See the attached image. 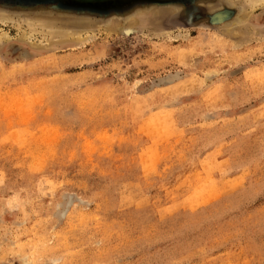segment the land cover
Masks as SVG:
<instances>
[{"label":"rangeland","instance_id":"374dc122","mask_svg":"<svg viewBox=\"0 0 264 264\" xmlns=\"http://www.w3.org/2000/svg\"><path fill=\"white\" fill-rule=\"evenodd\" d=\"M246 1L0 0L22 21L0 20V264H264V4ZM26 23L89 38L34 47Z\"/></svg>","mask_w":264,"mask_h":264},{"label":"bare ground","instance_id":"6f19581e","mask_svg":"<svg viewBox=\"0 0 264 264\" xmlns=\"http://www.w3.org/2000/svg\"><path fill=\"white\" fill-rule=\"evenodd\" d=\"M240 1V0H239ZM246 1V0H245ZM258 1V0H257ZM250 3L249 5H251L250 6V8H249V10L251 11V10H253V8H256L255 7V5L253 6V0H247L246 1V3ZM256 2V0H254V3ZM260 2H261V4H264V0H263V2H262V0H259L257 3H259L260 4ZM256 6H258V4H256ZM246 10V9H245ZM248 10V11H249ZM248 11L246 12L245 11V14H240L241 15V17H246V19L250 16V14L251 13H248ZM249 11V12H250ZM242 13H244V12H242ZM13 15V14H12ZM11 15V16H12ZM15 17V16H14ZM215 17H217L218 19H222V17L224 18V15L222 14V13H220V12H218V13H216V15H215ZM18 19L20 18V17H17ZM10 19H12V20H10ZM21 19V18H20ZM19 19V20H20ZM131 19V18H130ZM0 20H1V22H4V21H7V20H10V21H15V22H22L21 20L20 21H17V20H15V18H13V17H10V15L8 14V13H0ZM134 20V19H133ZM239 20V19H238ZM248 20V19H247ZM28 21H30V20H28ZM34 21V20H33ZM36 21V20H35ZM24 22V21H23ZM27 22V21H26ZM38 22V21H37ZM29 23V22H28ZM28 23H26V25L28 24ZM25 24V23H24ZM30 24H32V23H30ZM27 25L26 27L27 28H25L26 30L24 31H22V33H21V35L19 36L21 39H25L26 41H28V40H30V39H32L33 38V34L34 33H42L41 34V39H43L44 41H41L40 42V44H36V43H34L33 41H28L31 45H33L34 47L36 46V47H48V46H52V45H60V44H65V43H73V44H75L76 46H78L79 44H81V43H83V42H85L88 38H89V36L87 35L86 37H80L81 35H80V33L78 32L77 33V30H76V28H75V32H73L72 30L73 29H71V27H70V29H71V31H69V30H66V28H61V29H65V30H61L60 28H59V26L57 27V26H55V28H52V27H49V26H51V25H53V24H48L47 23V27L45 26L44 28L45 29H39V30H41L40 32H37V28H39L38 26L35 28L34 26H32V25ZM41 24V23H40ZM19 25V24H18ZM37 25V24H36ZM241 25V24H240ZM126 26V25H125ZM254 26V25H253ZM64 27V26H63ZM57 28V29H56ZM229 28H230V30H227L228 32L229 31H232L231 33H232V37L233 38H235V39H237V41H234L235 43H234V45H235V47H239L240 45H242L243 44V42H247V39L248 38H246L245 36H243V34H241L243 31L241 30L242 29V26H241V28H240V26L238 25V24H235V23H232L230 26H229ZM228 28V29H229ZM245 28H246V26H245ZM248 28H249V26H248ZM131 28H129L128 26H126V27H124V26H122L121 28H120V30H122V32L123 33H129L131 30H130ZM227 29V28H226ZM247 30V29H246ZM251 30H252V28H250L249 30H247V33H252L251 32ZM78 31H79V29H78ZM224 31V30H223ZM253 31V30H252ZM81 32V31H80ZM246 33V32H245ZM260 33H261V31H260ZM255 34H256V32H255ZM83 35V34H82ZM7 39H9V36L7 35V33L6 32H2V33H0V43H2V42H5Z\"/></svg>","mask_w":264,"mask_h":264}]
</instances>
